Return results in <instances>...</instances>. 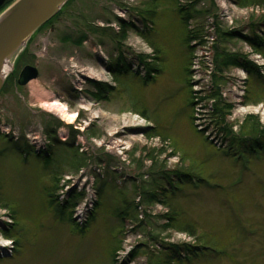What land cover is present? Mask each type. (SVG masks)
<instances>
[{
    "label": "rangeland",
    "instance_id": "rangeland-1",
    "mask_svg": "<svg viewBox=\"0 0 264 264\" xmlns=\"http://www.w3.org/2000/svg\"><path fill=\"white\" fill-rule=\"evenodd\" d=\"M136 15L153 25L146 39ZM263 20L264 0H74L50 34V25L36 33L12 74L16 81L33 65L38 77L0 95V264H264V153L237 163L223 153L221 122L193 105L195 91L220 86L227 129L264 124V86L238 66L218 74L215 60L219 48L262 63L249 43L220 36L257 25L264 38ZM210 23L222 27L216 43L194 40ZM133 64L158 74L146 82ZM55 101L77 114L74 123L43 108ZM22 145L28 159L14 150ZM70 149L87 155L85 168L67 163ZM177 173L204 180L194 188ZM168 218L195 229L172 230ZM183 245L212 250L172 258L170 248Z\"/></svg>",
    "mask_w": 264,
    "mask_h": 264
},
{
    "label": "trees",
    "instance_id": "trees-1",
    "mask_svg": "<svg viewBox=\"0 0 264 264\" xmlns=\"http://www.w3.org/2000/svg\"><path fill=\"white\" fill-rule=\"evenodd\" d=\"M244 3L246 0H242ZM253 1V0H252ZM9 3V2H8ZM262 3H254V2H248L243 5L245 8H251V7H256V6H261ZM123 27L125 28V25H123ZM206 34V33H205ZM233 37V36H241V34L239 33H222L221 34V38L222 37ZM125 37V36H124ZM207 38H211L210 35L207 36ZM255 50H258L259 52H264V39L263 37H259V36H254V37H243ZM124 40V39H122ZM215 60H216V69L218 70V74H224L226 71H228V69L231 66H238L240 68H243L244 70H246L249 74V78L248 80H253L255 82H257L258 84L264 86V76L259 74L258 68H256L255 66H253L251 63H249L244 57L238 55L237 53H233L232 51H225L222 50L220 52L219 48H217V53L215 54ZM149 66V71H154V69L151 68L150 65ZM221 87L220 86H214V88L212 89V91L206 95L205 97H202L201 101H206L207 103L209 101H214V105L212 108V113L213 115L216 117V120H219L221 122L222 125L221 126V130L224 136V140H227L229 142V146L231 150H243L244 153H249L250 155L248 157H251V155H253L255 153L256 150H261L262 152H264V124L261 125V123L255 119L254 121H250V120H246V123L243 125L242 129L239 130L238 133H234L232 130V125L230 126L229 129L226 128L227 125V117H229V112L228 110H226L225 107V100L222 97L221 94ZM254 105H257L258 102H253ZM198 103H195V105ZM54 131H52L53 133ZM49 142H58L56 139H52L50 136L48 137ZM166 140H164L165 142ZM62 145L64 146H73V143H62ZM26 145H22V150L27 149L25 147ZM20 147H18L19 149ZM72 151V152H69ZM68 153L72 154L70 159L68 160V158H57V154L53 153L54 155L52 156L53 158L55 157L57 160L60 161V163L63 162L64 159H67V163L72 164L73 166H76L77 169L80 168H85L88 164V158L87 155L85 153H80L78 149H73V150H67ZM49 155H51L49 153ZM64 163V162H63ZM60 174V172H59ZM178 174L183 176V177H189L188 174H183V173H177V177ZM59 182V181H57ZM144 199L146 200H150L151 197L149 194H146L144 192ZM168 203V202H167ZM0 206H2V203L0 202ZM64 209H66V204L63 205ZM137 208V206H136ZM135 209V207H134ZM172 221L174 220V218H170ZM170 219L168 218V220L170 221ZM72 220V218H71ZM170 221V224H168L167 227H169L172 230H175L177 232H182V233H190L191 230H194L195 227L190 223V225H187L188 227L186 228L185 226L179 227L178 224H175L174 222ZM9 236V235H7ZM202 247L205 246H209V245H201ZM120 248V243L119 246ZM118 249V248H117ZM197 248L194 247H190L189 245H183V246H172L170 248L172 254L177 255L180 251L183 250V252H189V254H193V251L196 250Z\"/></svg>",
    "mask_w": 264,
    "mask_h": 264
},
{
    "label": "water",
    "instance_id": "water-1",
    "mask_svg": "<svg viewBox=\"0 0 264 264\" xmlns=\"http://www.w3.org/2000/svg\"><path fill=\"white\" fill-rule=\"evenodd\" d=\"M70 0H16L0 16V91L17 58L32 36L51 21ZM6 0H0V8ZM38 77L36 68L25 67L18 84L25 86Z\"/></svg>",
    "mask_w": 264,
    "mask_h": 264
},
{
    "label": "bare ground",
    "instance_id": "bare-ground-1",
    "mask_svg": "<svg viewBox=\"0 0 264 264\" xmlns=\"http://www.w3.org/2000/svg\"><path fill=\"white\" fill-rule=\"evenodd\" d=\"M88 76H92L94 78H101V75L96 74L93 70L88 72ZM43 108L47 112H51L52 114L56 115L67 124H72L76 121L77 114L71 112L67 105L62 104L60 102L55 101L54 103H46L44 104Z\"/></svg>",
    "mask_w": 264,
    "mask_h": 264
},
{
    "label": "flooded vegetation",
    "instance_id": "flooded-vegetation-1",
    "mask_svg": "<svg viewBox=\"0 0 264 264\" xmlns=\"http://www.w3.org/2000/svg\"><path fill=\"white\" fill-rule=\"evenodd\" d=\"M119 23L123 26L124 24L122 23V20L121 21H119ZM49 27V26H48ZM53 31V23H51L50 24V29H47V27H46V29H45V33L46 34H50V32H52ZM12 78V79H11ZM11 81H13V74L11 75V77H10V79H8L7 81H6V83H4V85H3V87H2V89H1V91H0V95L1 94H4V93H8V91H9V89L11 88ZM14 86L16 85L17 86V80L16 81H14V84H13Z\"/></svg>",
    "mask_w": 264,
    "mask_h": 264
}]
</instances>
